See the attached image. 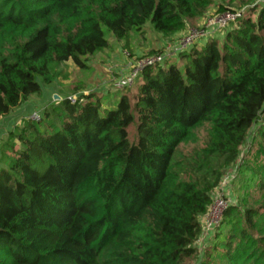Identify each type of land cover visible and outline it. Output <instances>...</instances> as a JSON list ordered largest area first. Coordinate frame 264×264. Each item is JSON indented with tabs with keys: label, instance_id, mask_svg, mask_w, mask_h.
<instances>
[{
	"label": "trees",
	"instance_id": "trees-1",
	"mask_svg": "<svg viewBox=\"0 0 264 264\" xmlns=\"http://www.w3.org/2000/svg\"><path fill=\"white\" fill-rule=\"evenodd\" d=\"M213 5L0 0V120L56 81L52 65L87 69L110 48L104 30L128 47L148 23L174 35ZM232 24L223 40L175 55L182 67L145 68L131 98L66 99L10 134L19 146L0 167V264H264V6ZM203 125L206 146L183 155ZM232 166L257 179L260 200L229 206V230L202 250V218Z\"/></svg>",
	"mask_w": 264,
	"mask_h": 264
},
{
	"label": "rangeland",
	"instance_id": "rangeland-1",
	"mask_svg": "<svg viewBox=\"0 0 264 264\" xmlns=\"http://www.w3.org/2000/svg\"><path fill=\"white\" fill-rule=\"evenodd\" d=\"M221 5L235 12H245L252 6H264V0H253L252 4L247 0H214V5L208 10L206 16L190 21L185 31L165 36L154 31L152 25L148 23L142 32H134L130 35L128 47L125 42L118 41L110 32L104 30L110 48L96 57L88 59L87 69L81 70L72 62L52 65L51 71L57 75L56 81L48 86L42 85V92L40 94L30 97L28 101L23 102L18 108L14 109L8 116L3 118L1 129L6 130L3 131L4 135L2 139L0 137V164L3 165L4 149L12 147L14 144L16 148L19 146L18 142L10 137V134H19L26 126L27 120L33 119L35 114L43 118L45 116V110L49 112L59 111V103L66 99L76 102L81 100L83 96L90 94H94L101 98L112 95L115 93L113 84L119 77L132 72L139 63L158 54L165 53L169 46L171 47L178 44L190 30L205 26L209 17L218 13V6ZM252 19L255 20L256 16H253ZM232 27H235V25L232 24L228 28ZM226 31L227 29L219 32V34H217L219 37L217 38L223 40ZM201 44L202 42L200 45ZM170 62L178 67H182L184 64V62L179 59L173 60L170 58L167 62V66ZM134 92L135 88H132L123 93L128 94L131 98ZM7 120H9L11 124ZM4 125L9 126L3 128ZM130 138L131 140L136 138L135 126L130 129ZM208 140V127L203 125L197 128L195 130V140L182 146L184 150L183 155L192 156L196 154V151L206 146ZM247 147L248 146L243 148L244 158L240 159L238 162L240 166H243L245 162L246 153L248 152ZM249 163L252 164L255 162L252 160L249 161ZM216 165L214 164V166ZM234 168L233 166L231 168H223L222 171L225 176H227V174L234 172ZM241 168L242 167L238 168V170H236V168L234 169V178L223 191L220 190L219 195L223 200H226L229 204L231 203L230 206L237 207L238 210H243L248 206H252L255 202L260 200L261 197L256 190L257 179L247 170L242 172ZM215 204L216 202L213 203L212 209L210 210L211 216ZM228 209L229 208H227L226 211ZM223 219L224 218H222V220ZM219 227L217 236L222 237L229 230L227 220L224 222L222 221ZM205 239L206 237L201 235L200 241L196 246L203 250L206 246L202 245ZM209 258L210 259H208V257H203L201 262H204V264H216L213 256ZM185 264L197 263L189 261Z\"/></svg>",
	"mask_w": 264,
	"mask_h": 264
},
{
	"label": "built area",
	"instance_id": "built-area-1",
	"mask_svg": "<svg viewBox=\"0 0 264 264\" xmlns=\"http://www.w3.org/2000/svg\"><path fill=\"white\" fill-rule=\"evenodd\" d=\"M245 16V12H234V11H226L223 13H216L213 16H210L207 20L205 26L197 29L190 30L185 37H183L178 44L175 46H169L165 53L158 54L145 60L144 62L139 63L132 72L125 74L119 77L113 84L114 91H124L128 89H132L137 84L142 71L147 67H155L159 65H163L168 62L171 56L177 55L179 52L186 51L190 49V47L200 44L201 42H205L211 37L216 36L219 32L227 29L232 23L236 22L237 19ZM33 121H39L40 117L35 114ZM236 170L237 167H235ZM234 168V169H235ZM234 172L227 174V176L223 177L218 190L216 192V197L214 202L215 208L213 210L212 216L210 215V210L212 209V205L208 210L207 214L202 218L203 224V232L202 235L207 237L212 231L218 229L222 223V218L226 209L230 206V204L221 198L220 190L223 191L226 186L230 183V181L234 178ZM219 196V198H218ZM213 202V203H214Z\"/></svg>",
	"mask_w": 264,
	"mask_h": 264
},
{
	"label": "crops",
	"instance_id": "crops-1",
	"mask_svg": "<svg viewBox=\"0 0 264 264\" xmlns=\"http://www.w3.org/2000/svg\"><path fill=\"white\" fill-rule=\"evenodd\" d=\"M217 37H219V35L217 36H214V38H216V39H220V38H217ZM205 42H202V44H204ZM173 60H176V58L174 57V56H172L171 57ZM3 118L0 120V137H1V139H2V137H3V135H4V133H3V131H5L6 129H1V125H2V123H3ZM8 122H9V120H7ZM10 123V122H9ZM11 124V123H10ZM9 126V125H8ZM7 125H4L3 126V128H7L8 127ZM2 130V131H1ZM6 151H5V149H4V153H5ZM2 166V164H0V167Z\"/></svg>",
	"mask_w": 264,
	"mask_h": 264
}]
</instances>
